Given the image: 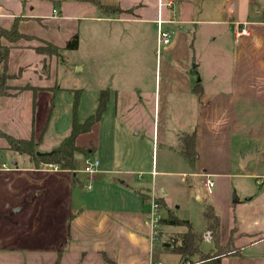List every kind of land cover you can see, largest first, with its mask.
I'll use <instances>...</instances> for the list:
<instances>
[{"label":"crops","instance_id":"obj_1","mask_svg":"<svg viewBox=\"0 0 264 264\" xmlns=\"http://www.w3.org/2000/svg\"><path fill=\"white\" fill-rule=\"evenodd\" d=\"M259 1L96 0L122 10L105 14L87 0H0V28L10 29L17 19L20 33L38 38L9 44L8 74H15V67L33 66L35 74L40 65L49 68L50 57L33 48L42 41L54 43L33 34L30 23L77 22L78 31L90 35L88 73L94 87L108 91L106 106H112L114 118L119 110L135 108L138 115L128 120L143 142L123 169L102 161V168L83 181L74 172L49 170L29 160L25 168L16 162L13 169L1 164V172L18 177L73 173L71 187L85 194L79 197L70 190L69 197H0V264H149L158 255L164 264L180 263L181 257L166 249L183 232L162 228L180 226L159 223L151 235L147 207L152 194L140 170L147 165L146 150L160 153V175L189 181L190 186L200 181L203 187L206 176L213 181L199 207L201 218L205 206H211L219 219L220 245L229 242L236 253L223 255L220 264H264V187L258 183L264 180V160H250L244 167L240 163L251 154L264 158V10L252 6ZM243 27L247 34L238 36ZM159 28L171 33L169 44H158ZM78 31L63 32L65 43L76 34L78 48ZM15 57L19 61L13 68ZM78 69L86 68L81 63ZM9 93L0 98L20 94ZM192 132L197 153L193 166L179 153V136ZM84 147H91V154L101 151L98 142ZM149 167L154 175L156 159ZM159 191L154 197L163 201L168 217L167 188ZM202 221L203 230L191 227L203 238ZM203 241L210 250V240ZM200 245V252L209 251Z\"/></svg>","mask_w":264,"mask_h":264},{"label":"rangeland","instance_id":"obj_2","mask_svg":"<svg viewBox=\"0 0 264 264\" xmlns=\"http://www.w3.org/2000/svg\"><path fill=\"white\" fill-rule=\"evenodd\" d=\"M255 4L252 6L256 7L259 12L264 10V0ZM42 24L44 27L33 22L28 27L33 29V34L44 35L46 36L44 38L61 47V56L59 58L51 57L48 69V65L43 68L41 65V67L38 66L36 71L38 74L32 72L33 66L22 68L23 70L14 68L19 60L16 57L11 59L10 66L14 68L15 74H9L10 79L7 81L9 91L11 93L20 92V94H17L16 98H0V129L15 138H29L32 133L35 142L38 144L36 152L46 154L56 148L69 135L74 112L76 120L80 123L94 114L100 91L94 87L95 83L88 73L91 64L90 35L80 33L75 21L60 23V21L50 20L44 21ZM68 31L76 33L78 31L80 34L79 45L76 50L65 48L63 32ZM112 61L114 62L113 57ZM81 63L86 68L83 72L78 69ZM113 65L114 63H110V67ZM9 71L11 72V70ZM44 80L45 85L43 87L45 88H42L41 85ZM76 97L77 103L75 105ZM7 102H11V105L7 106L5 104ZM133 109L135 108L132 107L130 111H127L128 109L122 112L119 110L120 114L114 118L116 113L112 106H106L101 117V120L103 118L102 122L88 133L76 138L78 146H91L99 143L101 151H94L89 155L98 160V171L102 168V161L107 167L116 166V168L123 169L124 163H127L133 156V149L143 144L140 136L134 135L138 132L137 129L132 128L134 123L128 120V117L138 115V112ZM122 115L126 116L124 123L121 121ZM119 120L120 122H118ZM3 146L7 147V143L0 138V165L3 164L4 167L13 169L15 168L14 162L17 163V166L24 168L29 164L24 155L3 149ZM146 153L144 156L147 165L141 167L140 170L144 174L142 179H149V193L155 196V191L160 193V188L163 190L167 188V193L163 197L168 200L171 215L180 220H187L197 231L203 230L199 207L203 205L204 198L209 197L210 193L202 187L200 181L190 186L189 181L186 183L177 182L178 180H174L170 176L160 175V153L157 156L154 151L153 154H150V150H146ZM83 158L77 156V165L74 171L76 177L81 181L86 176L82 172ZM152 159L154 161L156 159L159 167L155 170L154 175L150 176L148 172ZM72 174L59 172L44 174V176L42 174H27L36 176L18 177L0 171V197H69L70 190H73V193L79 197H83L81 195H84L85 192H82L79 187H71ZM196 195L201 197L200 201L195 199ZM158 215L159 219L162 220L167 217L168 212L165 208L159 207ZM162 228L164 231L171 229L173 232H184L185 229L183 226H163ZM166 237L167 235H164L162 239L165 240ZM167 242L169 241L167 240ZM200 248L203 252H207L209 244L203 241ZM166 250L170 251V247ZM162 257L158 255L155 256V259H164ZM195 260L196 258L193 257V261ZM178 264L195 263L181 260Z\"/></svg>","mask_w":264,"mask_h":264},{"label":"trees","instance_id":"obj_3","mask_svg":"<svg viewBox=\"0 0 264 264\" xmlns=\"http://www.w3.org/2000/svg\"><path fill=\"white\" fill-rule=\"evenodd\" d=\"M60 2L62 0H56ZM92 2L100 11L105 14H118L122 10L115 7L102 6L96 0H87ZM55 2V1H54ZM37 40L38 38L22 34L17 28V19L12 27L8 30L0 28V97L10 96L9 85L7 83L10 79V75L7 72L8 55L10 50L9 44H14L19 40ZM78 38L74 34L67 42L65 48L74 50L77 48ZM34 51L47 57H60L61 48L50 43L42 41L41 44L35 48ZM108 101V91H100L98 97V104L94 114L87 117L83 122L76 120L75 112L73 113L72 122L70 126V132L61 143L51 150V152L36 156V142L33 136L28 139H20L12 137L2 131H0V138L4 139L7 143V149L15 154L24 155L35 166L40 164H53L57 165L60 170L74 172L77 165V156L86 157L92 152L91 147H84L76 145V138L79 135L88 133L92 126L95 125L102 117L106 110ZM77 103V97L75 98V105ZM181 142L180 155L188 163L193 166L196 158V134L184 133L179 136ZM159 207H165V204L161 199H157ZM202 218L206 223V231L211 234L210 242L211 249L207 253L200 252L199 245L203 240L202 234L196 232L191 227V224L187 220H180L172 215L159 221L160 224H166L171 226H183L185 231L174 238L170 247V252L178 254L181 260L192 261L195 264H220L221 257L227 254H236L232 252L233 248L228 242L225 245L219 243V219L215 214L213 208L209 205L205 206L202 212ZM193 257L196 258L193 261ZM58 264V263H57Z\"/></svg>","mask_w":264,"mask_h":264},{"label":"built area","instance_id":"obj_4","mask_svg":"<svg viewBox=\"0 0 264 264\" xmlns=\"http://www.w3.org/2000/svg\"><path fill=\"white\" fill-rule=\"evenodd\" d=\"M53 14L56 15L57 12L53 10ZM262 20L261 24L264 25V12L262 13ZM161 24V21H158V25ZM247 34L246 28H240L237 31V35H245ZM171 39V33L169 31L161 30L159 28L158 31V44L161 45H167L169 44ZM99 162L97 159L91 158L90 156H86L83 158V164H82V172L85 173L86 175H92L94 172H96L98 168ZM44 168L49 169V170H54L57 171L59 170V167L57 165L53 164H44ZM258 183L264 187V180L262 178L258 179ZM203 187L206 189V191H210L211 188L213 187L214 183L213 181L206 176V178L202 181ZM90 186L86 185V188L88 189ZM148 204L149 208L147 210V219L148 223L150 226L151 230V235L154 237L158 231V226H159V215H158V210H159V205L157 203V198L152 195L151 197H148ZM203 238L206 240H210L211 234L209 231L204 232ZM149 264H164L161 261L158 260H150Z\"/></svg>","mask_w":264,"mask_h":264},{"label":"water","instance_id":"obj_5","mask_svg":"<svg viewBox=\"0 0 264 264\" xmlns=\"http://www.w3.org/2000/svg\"><path fill=\"white\" fill-rule=\"evenodd\" d=\"M193 75L195 76V78L197 77L196 73H193ZM43 155L42 153H39V152H36V156H41ZM258 160V161H262L264 160L263 157H256L254 154H251V155H247V156H244L240 159V163L241 165L244 167L246 166L247 162L250 161V160Z\"/></svg>","mask_w":264,"mask_h":264}]
</instances>
